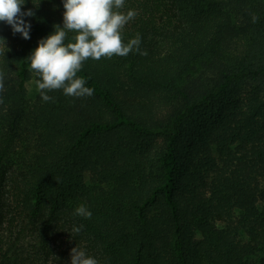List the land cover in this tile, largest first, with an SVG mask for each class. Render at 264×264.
Returning <instances> with one entry per match:
<instances>
[{
    "label": "trees",
    "instance_id": "trees-1",
    "mask_svg": "<svg viewBox=\"0 0 264 264\" xmlns=\"http://www.w3.org/2000/svg\"><path fill=\"white\" fill-rule=\"evenodd\" d=\"M22 8L35 12L34 17L25 18L31 24L30 39L13 35L10 26L0 22V36L10 49L2 60L6 56L8 65L17 69L19 95L30 67L25 58L40 38L53 31L54 24L62 26L64 12L62 0H26ZM128 10L138 15L122 27V42L126 44L139 33L140 47L147 55L133 52L125 57L102 56L98 61L88 58L82 63L77 76L94 89L93 97L105 116L93 118L87 110H78L74 120H65L64 112L52 113L66 137L55 139L53 150L25 172V180L33 179L27 195L34 202L17 236L6 241L1 236L0 264H47L24 257L17 243L28 227L35 228L39 238L49 236L62 200L70 202L67 208L72 207L75 225L81 219L73 214L78 202L88 207L92 217L82 218L83 226L98 231L114 264H142L146 255L155 264H209L206 256L193 255L186 240L192 201L183 193V185L195 160L211 163L200 152H209L214 145L213 126L202 114L216 118L225 100L243 84L264 86V0H125L121 11ZM251 13L259 17L257 23H252ZM147 33L146 41L143 35ZM71 35L66 43L71 42ZM119 73L149 84L146 96L134 100L117 94ZM164 105L171 112L158 117L157 110ZM218 126V131L224 128L222 121ZM157 135L162 137V148L148 168L145 153ZM12 142L10 134L2 139L0 168ZM220 145L227 148L226 140ZM252 154L264 161V149L252 147ZM120 160L123 165L118 164ZM88 166L100 167L109 175L117 172L123 179L130 177L131 193L120 200L96 197L78 187L75 176ZM245 169L253 174L254 165ZM218 185L224 193L233 194L242 187L229 190L227 178ZM1 187L0 172V193ZM243 192L239 193L240 205L254 210L255 203L248 202L253 189ZM260 225L258 236L247 246L221 238L224 256L233 258L234 264H248L253 254L249 247L256 249L258 242L264 250V210ZM9 227L15 228V221Z\"/></svg>",
    "mask_w": 264,
    "mask_h": 264
},
{
    "label": "rangeland",
    "instance_id": "rangeland-1",
    "mask_svg": "<svg viewBox=\"0 0 264 264\" xmlns=\"http://www.w3.org/2000/svg\"><path fill=\"white\" fill-rule=\"evenodd\" d=\"M149 35L150 33L143 35L146 41ZM3 51L0 46V72L4 73V91L0 92V148L5 136L10 134L13 138L9 154L3 159L0 168V239L2 236L1 240L6 241L17 236L21 229L20 224L23 220L25 222L29 207L34 202L32 196L27 195L33 179L25 180V172L33 163L37 165L38 158L47 156L53 150L55 139L62 141L66 137L61 125L55 123L52 113L64 112L65 120H74V114L78 110H87L93 118H101L105 113L93 95L73 98L64 95L62 90H53L48 94L54 97V102H44L34 83L40 77L30 67L27 69L22 95H19L17 69L8 65L6 56L5 61L2 60ZM148 85L119 73L115 92L126 99L135 100L146 96ZM221 110L222 112L217 111L216 118L211 114H202L213 126L214 145L209 152L203 149L200 152L208 156L211 163L201 164L198 158L185 177L183 193L192 201L191 212L185 223L186 240L193 255L206 256L209 264H234L233 258L227 259L224 256V242L221 238H227L239 246H247L252 237L258 236L261 230L260 216L264 210V161L252 154V147L264 149V86L256 83L243 84L225 100ZM169 112V105L161 106L157 110L158 117ZM84 115L87 116V113ZM221 121L224 124V133L222 130L218 131ZM50 140L53 145H49ZM222 140L227 142L225 149L220 145ZM152 141L153 146L145 153L148 168L155 154L162 148L160 135L154 136ZM118 164L123 165V161L120 160ZM247 165H254L253 174L245 169ZM110 166L113 167L112 163ZM242 169L245 170L244 173ZM225 178L230 184L229 190L238 189L237 186H242L238 189L239 193H244L245 189H253L254 194L248 202L255 203L254 210L240 205L239 193H224L223 189L220 190L218 182ZM75 183L80 188L89 189L96 197L114 196L121 200L131 193L130 177L123 179L117 172L109 175L96 166L79 170ZM79 201L85 202V199L79 197ZM68 205L69 201L60 202V211L52 222L49 236L39 238L33 227H28L22 233L17 246L23 256L46 261L47 264H70V249L76 246L97 259L99 264H114L98 231L83 227L80 233H73V226L83 225V220L76 217L75 225L72 221V207L67 208ZM79 205L80 202L76 207ZM158 219H161L160 215ZM14 221L15 228L9 227L10 222ZM258 244L257 242L256 249L249 247L253 254L250 255L248 264H261L264 250ZM148 257L146 255L142 264H155Z\"/></svg>",
    "mask_w": 264,
    "mask_h": 264
},
{
    "label": "clouds",
    "instance_id": "clouds-1",
    "mask_svg": "<svg viewBox=\"0 0 264 264\" xmlns=\"http://www.w3.org/2000/svg\"><path fill=\"white\" fill-rule=\"evenodd\" d=\"M26 0H0V22L10 26L12 34H19L24 40L30 39L31 24L25 19L34 17L32 8L23 9ZM62 26L54 24L53 31L37 41L25 60L30 68L40 77L34 81L37 91L44 102H54L48 93L62 90L63 94L73 98H86L94 94V89L86 87V80L77 76L82 63L88 58L112 56L125 57L130 53L146 56L142 50L139 33L127 43L121 39V29L129 21L135 19V10L121 11L125 0H62ZM38 6H33L36 8ZM252 23L259 17L251 13ZM69 33H72L70 40ZM3 55L9 51L6 39L0 36ZM4 91V73L0 72V92ZM75 216L91 219L92 213L87 206L81 204L75 208ZM83 225L73 226V233H80ZM70 264H99L98 260L88 255L83 249H70Z\"/></svg>",
    "mask_w": 264,
    "mask_h": 264
}]
</instances>
